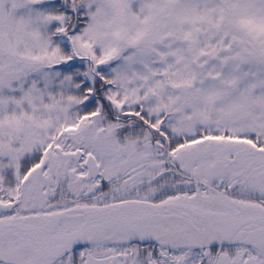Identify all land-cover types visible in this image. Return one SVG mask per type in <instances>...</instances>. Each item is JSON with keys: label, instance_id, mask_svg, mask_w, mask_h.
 I'll return each instance as SVG.
<instances>
[{"label": "snow or ice", "instance_id": "1", "mask_svg": "<svg viewBox=\"0 0 264 264\" xmlns=\"http://www.w3.org/2000/svg\"><path fill=\"white\" fill-rule=\"evenodd\" d=\"M0 264H264V0H0Z\"/></svg>", "mask_w": 264, "mask_h": 264}]
</instances>
